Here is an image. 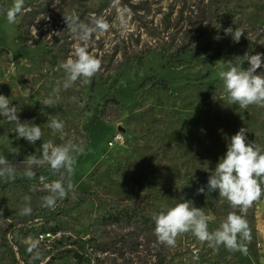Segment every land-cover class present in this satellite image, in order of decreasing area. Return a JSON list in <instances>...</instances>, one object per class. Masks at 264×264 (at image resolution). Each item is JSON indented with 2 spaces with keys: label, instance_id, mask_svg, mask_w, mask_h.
Wrapping results in <instances>:
<instances>
[{
  "label": "rangeland",
  "instance_id": "374dc122",
  "mask_svg": "<svg viewBox=\"0 0 264 264\" xmlns=\"http://www.w3.org/2000/svg\"><path fill=\"white\" fill-rule=\"evenodd\" d=\"M12 4L13 0H0V95L20 109L22 123L41 126L43 135L33 145L0 116V155L25 166L28 155L40 157L43 142H72L85 149L72 177L83 193L114 205L134 204L149 194L173 206L188 200L205 211L214 230L229 212L239 214L219 197L218 189L208 191V178L242 127L247 142L264 148V108L227 104L218 73L229 63L247 69L245 54H262L256 74H264V0H119L118 6L113 0H24L16 22L8 24L6 10ZM72 13L85 23L103 16L111 28L89 43V52L102 62L100 71L88 84L77 81L67 90L61 84L58 103L50 108L43 101L57 81H63L59 65L77 42L64 20ZM122 14L124 27L119 23ZM229 27L244 30L239 43L225 35ZM110 94L120 103L102 101ZM73 96L77 102L71 101ZM84 99L82 108L79 101ZM53 118L65 124L63 140L47 126ZM202 186L205 192L198 193ZM166 190L178 194L168 198L161 194ZM26 195L32 212L41 206L42 197L17 189L0 192V264L15 262L3 236L11 221L24 217L19 212ZM72 202L60 217L63 233L87 238L97 203L77 194ZM246 219L252 235L247 253L205 243L214 264H264V198L253 204ZM114 230L113 236L118 232ZM44 239L47 242L37 240L34 232L17 239L25 251L24 258L17 253L21 264H37L28 257V248L38 242L39 251L48 250L55 237ZM106 255L101 254L103 264L130 261L129 256ZM189 257L177 264H196ZM48 260L39 264H81L71 255Z\"/></svg>",
  "mask_w": 264,
  "mask_h": 264
},
{
  "label": "clouds",
  "instance_id": "9594fccd",
  "mask_svg": "<svg viewBox=\"0 0 264 264\" xmlns=\"http://www.w3.org/2000/svg\"><path fill=\"white\" fill-rule=\"evenodd\" d=\"M114 5H119V0H113ZM24 0H13V4L6 10L8 24L16 22L18 14L22 11ZM126 11V10H125ZM67 30L77 41L69 57L62 61L59 68L64 73L63 81H57V86L52 89L49 96L44 99L43 105L53 108L59 100L61 84L67 90L77 82L84 84L91 82L92 78L100 71L101 60L89 52V43L97 34L106 33L110 30L109 21L103 17H93L89 23H85L75 14L64 15ZM122 27L126 26L125 15L119 17ZM225 35H230L233 42L239 43L245 34L242 28L232 27L224 29ZM216 39H220L219 36ZM246 61L250 65L247 69L231 63L222 65L218 76L223 81L224 91L227 93L225 99L229 105H238L241 109H247L251 105L264 108V74H256V70L262 67V54L247 55ZM77 102L75 96L70 98ZM87 100L79 101V106L84 107ZM20 109L13 105L9 98L0 95V116L4 117L10 124L15 125V133L31 144L41 140L43 132L39 125L30 122H21L18 117ZM53 134L59 133L60 138H65V124L63 121L53 118L47 125ZM246 129L241 128L230 139L225 155L220 158L215 170L208 178V191H219V197L227 200L232 209L220 226L209 231L210 217L200 207H195L191 201L184 200L172 207L154 213L152 219L155 223L154 234L160 244L174 247L179 235L191 232L201 243L209 247H225L231 252L247 253V244L251 242L252 235L249 223L246 219L247 211L254 203L264 198V148L254 142H247ZM41 155H28L23 163L25 165L22 175L29 180L36 179L34 168L47 165L53 175L59 178L48 181L47 177L41 175L39 184L41 190L47 195L42 197V207L54 208L57 200L64 199L69 192L74 190L72 177L75 173L77 158L84 154L85 149L75 143L68 142L53 145L43 142ZM13 154L19 151L13 150ZM17 177L16 166L0 155V179L14 181ZM35 190V188H33ZM202 186L198 193H204ZM25 205L20 209L19 215H31V197H24ZM2 215V210H0ZM28 252L34 253L33 259L40 256L38 242L28 248Z\"/></svg>",
  "mask_w": 264,
  "mask_h": 264
},
{
  "label": "trees",
  "instance_id": "16d2710c",
  "mask_svg": "<svg viewBox=\"0 0 264 264\" xmlns=\"http://www.w3.org/2000/svg\"><path fill=\"white\" fill-rule=\"evenodd\" d=\"M102 101L120 103L119 98L111 94L105 96ZM24 168L25 166H16L17 177L14 181L0 179V192L17 189L31 196L43 197L47 193L41 190L39 177L43 175L49 182L59 178L58 175H53L49 167L45 165L34 168L36 179L29 180L20 175ZM74 194L79 195L83 200L92 198L97 203V217L93 219L92 230L87 238L80 235L66 237L63 233L64 223L60 217L73 204L72 195ZM161 194L168 198L176 197L178 190H166ZM172 206L169 202L153 200L152 194L134 204L114 205L96 194L83 193L74 187V190L64 199L57 200L54 208L39 206L31 215L11 221L4 230L3 244L12 250L14 264H21L17 259V253L22 258L25 255L24 246L17 239L21 236L29 238L32 232L35 238L42 242H47L44 239L47 235L55 237L54 244L48 250L39 251L37 264L47 259L50 262L55 258H63L66 255H71L81 264H103L101 254H107L106 256L115 254L120 258L129 256L128 264H177L183 259L191 260L190 254L195 258L196 264H214L208 254V247L197 240L191 232L179 235L174 247H168L157 241L152 216ZM214 225V222L210 220L209 231H214ZM114 228L118 229L115 236L112 235ZM99 231H103L100 236L97 235ZM104 234L106 237H103ZM14 248L17 250L14 251ZM28 257L33 258L31 254Z\"/></svg>",
  "mask_w": 264,
  "mask_h": 264
},
{
  "label": "built area",
  "instance_id": "2783aa9c",
  "mask_svg": "<svg viewBox=\"0 0 264 264\" xmlns=\"http://www.w3.org/2000/svg\"><path fill=\"white\" fill-rule=\"evenodd\" d=\"M116 139H121V136H120V135H117V136H116Z\"/></svg>",
  "mask_w": 264,
  "mask_h": 264
}]
</instances>
